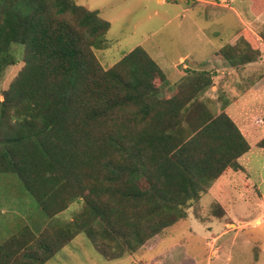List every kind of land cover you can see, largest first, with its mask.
<instances>
[{
    "label": "trees",
    "instance_id": "16d2710c",
    "mask_svg": "<svg viewBox=\"0 0 264 264\" xmlns=\"http://www.w3.org/2000/svg\"><path fill=\"white\" fill-rule=\"evenodd\" d=\"M76 1L0 0V81L17 63L12 46L25 47L23 68L0 93V172L17 174L45 213L64 195L60 204L84 198L88 215L78 216L76 230L66 228L60 243L39 242V252L26 250L24 238H8L0 264H44L82 232L106 259L134 253L186 218L208 182L228 167L242 168L238 158L250 148L225 111L204 109L206 71L171 84L140 46L103 68L93 48L106 46L110 22ZM251 1L254 14L264 13V0ZM232 43L263 44L249 30H239ZM258 144L264 149V138ZM101 175H109V185L90 180ZM171 215L173 221L163 219ZM111 231L124 235L127 249L109 253L98 243Z\"/></svg>",
    "mask_w": 264,
    "mask_h": 264
},
{
    "label": "rangeland",
    "instance_id": "374dc122",
    "mask_svg": "<svg viewBox=\"0 0 264 264\" xmlns=\"http://www.w3.org/2000/svg\"><path fill=\"white\" fill-rule=\"evenodd\" d=\"M76 2L87 9L98 10L100 16L110 22V28L104 36L106 46L93 48L103 68L114 66L130 51L140 46L162 67L171 84L185 81L186 70H190L188 74H194L192 70L202 73L201 71L211 68L215 64L212 53L229 43L235 31L243 26L241 20L251 22L253 26L254 23L262 25L260 32L264 36V13L256 18L251 17L248 0ZM12 52L17 63L9 65L4 71L0 81V93H3L25 64L24 45L14 44ZM182 57H185L184 62ZM184 65H188V68ZM259 72L260 76L264 75V65L260 66ZM254 99L258 103L249 109H257L259 116L264 119V91L257 92ZM253 102L243 106L245 101H241L232 107L240 113ZM259 139L249 140L251 148L246 167L250 173L248 181H252L254 186L260 185L264 188V152L255 143ZM115 155L120 157L116 151ZM90 180L99 186H107L110 181L109 175H101L100 180L90 177ZM238 180V183L230 187L229 181L217 186L214 184L215 180L208 182V192L186 208V218H180L152 234L134 253L126 250L119 258L106 259L82 232L63 245L44 264H264V207L257 203L258 197L263 201L264 194L260 190L258 197L255 196L257 190L253 194L252 191L249 193L247 187L239 183L243 179ZM225 195L229 199L226 209L216 203L209 204L212 198L217 202L224 201ZM107 196L108 193L104 198ZM93 197L95 200L100 198ZM63 199L64 195L58 197L57 203H50V210L45 213L44 206L26 189L17 174L0 172V245L14 237L15 240L24 238L28 244H24L25 249L30 251H38L39 242L44 240L53 245L60 243L61 234L66 228L76 230L74 222L78 216H88L84 211V198L79 197L60 204ZM160 204L163 205L162 202ZM173 217L176 216H163V219L173 221ZM256 217H261L262 221L254 220ZM236 223L239 224L238 227ZM96 224L101 225L98 227L103 230L104 224L102 225L99 218ZM144 232L149 235L152 230ZM127 233L132 234V230ZM105 236L100 237L98 243L103 244L109 253L126 248L121 232L111 231ZM131 240L136 245L133 236ZM153 244L158 247L149 251L148 247ZM21 250L20 258L23 254ZM31 262L39 264L37 261ZM24 263L26 262L19 264Z\"/></svg>",
    "mask_w": 264,
    "mask_h": 264
},
{
    "label": "crops",
    "instance_id": "0c3cea01",
    "mask_svg": "<svg viewBox=\"0 0 264 264\" xmlns=\"http://www.w3.org/2000/svg\"><path fill=\"white\" fill-rule=\"evenodd\" d=\"M159 1L164 2L166 0ZM188 1L198 2L201 0ZM248 1L250 2L249 9L251 11V17L253 16V18H256L263 14H254L251 10L252 1ZM241 22L243 26L235 31L234 37L229 41V43H232V41L237 37L239 30H249L253 34L260 37L262 42L264 41V36L260 32L262 25H257L254 23L253 26L251 22H246L244 20H241ZM227 44L222 45L219 49L212 53L215 64L208 70H205L208 73L207 76L210 78L208 82L209 86H204L205 92L203 95H200V99L203 101V107L206 112L217 114L221 111H225L236 123L251 148V138L255 141L259 139L258 137L264 138V119L259 116L257 109L255 111L249 109L252 108V106L257 105L258 103V101L254 99L257 97V92L264 91V75L260 76L259 74L260 66L264 65V45L258 46ZM226 46H231L232 51L229 52V57L223 58L222 56L218 55L217 52L222 50ZM184 58L185 57H182V62L185 61ZM184 67L188 68V65H184ZM188 71L190 70H186L187 75ZM241 101H245L243 106H246L248 103H252L253 101L254 102L252 105L244 108L242 112L238 113L234 110L235 107H232V105L238 104ZM224 106L225 108L222 109V107ZM260 140L261 139L255 142L257 147H259L258 143ZM259 148L264 152L263 148ZM249 150L238 158V162L242 168H240L239 170H234L233 168L228 167L221 176L215 179L214 184L216 186L219 185V183L224 184L225 182L229 181L230 185L227 186L230 187L231 185L238 183V178H242L243 180H241L239 183H242L245 187H247L249 193L252 191L253 194L257 190V195L255 194V196L258 197V193L260 191L262 192V194H264V188H262V186H254L252 181H248L250 180V173L248 172L246 163L249 160L248 156H250V154H248ZM228 171L230 173H227ZM226 178H228V180ZM207 192L208 189L205 194ZM258 199L259 200L257 201V203H259V206L264 207V198L263 201L260 197H258ZM228 200L229 199L225 195L224 201L218 200L217 202L216 199L212 198L209 201V204L216 203L220 207L226 209V202L229 203ZM254 220L262 221V218L256 217ZM236 225L238 227L239 224L236 223ZM215 241H217L216 238ZM156 247H158V245L153 244L148 248H150L149 251H152Z\"/></svg>",
    "mask_w": 264,
    "mask_h": 264
}]
</instances>
